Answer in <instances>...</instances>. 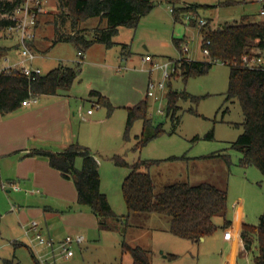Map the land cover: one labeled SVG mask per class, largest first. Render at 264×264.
<instances>
[{
    "label": "rangeland",
    "instance_id": "rangeland-1",
    "mask_svg": "<svg viewBox=\"0 0 264 264\" xmlns=\"http://www.w3.org/2000/svg\"><path fill=\"white\" fill-rule=\"evenodd\" d=\"M154 1L155 7L142 17L137 28H119L114 38L117 44L112 48L96 43L84 51L83 69L74 82L78 93L76 102L83 109L80 112L87 114L91 108L97 117L104 115L106 118L91 125L80 115L77 128H80L82 141H87L88 137L90 144L75 142L91 148L102 164L103 185L105 190L108 189L109 202L118 216L110 220L113 228L74 234L58 221L52 224L44 217L20 218L18 210L28 204L38 206L46 203L43 208L50 206L56 210H61L63 204L59 198L31 194V189L19 185L20 190H15L14 183L10 186V180L0 174V264L5 259H15L20 264H132V255L123 251L124 240L132 246L148 250L153 264H256L257 244L252 251H244L236 248L238 244L223 239V215L215 218L219 227L213 234L194 242L174 235L170 230L171 218L165 214L130 212L122 185L131 170L116 165L112 157L121 155L131 164L138 160H162L150 167L156 193L177 182L193 185L211 183L227 191L228 219L253 225L260 223L264 214V174L255 166L241 165L243 153L232 147L244 130L242 123L245 115L237 98H227L230 66L217 61L200 76L185 79L180 71L174 75L179 59L207 60L208 55L202 47L200 25L191 24L187 13L181 15V21H175L171 8L181 7L186 2L207 5L200 7L197 13L218 27L235 20L264 19L260 15L263 4L257 0ZM58 6L59 0H51L36 28L33 48L38 57L34 65L40 66L44 74L61 64L74 65L82 59L73 42L54 41ZM99 23L100 18H92L85 23V33L89 38ZM174 39L181 40L180 46ZM15 41L7 35H0V46H10ZM124 44L128 46L124 47ZM186 45L188 52L183 49ZM18 52L12 48L8 56L12 60L19 59ZM147 54L153 56L154 63L170 62V77L165 80V88L157 87L153 96L148 95L149 82L162 81L164 70L146 61ZM89 59L94 63L88 64ZM93 89L100 90L111 101L112 112L92 98L96 96L91 97ZM170 90L187 91L193 96L178 102L180 121L168 115L167 94ZM144 99H147L148 117L156 126L161 124L164 131L137 148V135L143 132V120L134 122L127 139V108ZM89 129H92V137L89 136ZM172 157L175 158L170 159ZM76 162V166L81 168L82 157ZM34 220L39 222L43 237L53 240V246L38 241L37 233L30 230V223ZM53 232L56 234L53 235ZM69 233L74 236L82 234L86 240L80 246L77 243L71 245L74 251L71 257H67L60 246V241ZM168 254H176L177 257L171 259Z\"/></svg>",
    "mask_w": 264,
    "mask_h": 264
},
{
    "label": "trees",
    "instance_id": "trees-1",
    "mask_svg": "<svg viewBox=\"0 0 264 264\" xmlns=\"http://www.w3.org/2000/svg\"><path fill=\"white\" fill-rule=\"evenodd\" d=\"M24 2L25 0H0V31L13 23L8 16ZM155 5L154 0H59L54 41L73 42L79 52L88 50L96 43L112 48L117 44L114 38L119 33V28L122 26L137 28L142 17L150 13ZM204 6L207 5L191 3L174 7V19L181 21L182 14L190 10L198 12V9ZM92 18H100L101 23L94 27L93 35L89 38L84 25ZM104 20L106 22L102 25ZM190 22L193 25L198 23L193 19ZM199 28L203 35L202 47L203 49L208 47L210 51L208 59L181 58L176 62L174 75H178L180 71V75L185 79L200 76L207 73L217 61L230 66L227 98H237L245 115L242 123L244 130L232 143V147L243 153L241 165L255 166L264 174V69L249 68L242 63L245 53L264 48V20L242 19L214 27L208 19V22ZM208 39L211 41L209 45L206 44ZM174 41L180 46V39ZM127 46L124 44V47ZM8 50L9 47L0 46V53ZM82 69L83 60H80L74 65L61 64L35 80H30L19 70L1 74L0 112L6 115L22 107L26 99L54 95L60 90L70 89ZM90 95L98 97V101L112 112L113 104L100 91L93 89ZM192 97L187 91L170 90L167 94L168 115L180 121L181 118L177 115L178 102ZM127 110L125 130L127 139L130 138L134 122L138 119L143 120V132L137 135V148L164 131L161 124L156 126L148 117L147 99L128 106ZM236 125L239 126L238 123ZM28 154L48 157L53 168L75 182L78 203L91 209L99 219L100 228H113L110 220L118 216L108 196L101 189L99 160L89 147L73 142L62 151L55 152L50 148L40 147L32 149ZM224 156L230 162L228 156L226 154ZM79 157L83 159L81 168L76 166ZM112 160L116 165L126 166L131 170L122 185L124 199L130 212L165 214L171 218L170 230L174 235L194 242L201 241L202 237L205 238L218 229L215 221L218 215L225 216L223 229L232 226V220L226 217L229 206L226 190L211 183L193 185L189 182H177L156 193L150 167L162 160H138L131 164L118 154L114 155ZM241 237L248 251H252L254 244H257L258 253L254 256V261L256 264H264V214L257 225L243 223ZM122 248L124 252L132 255V264H153L149 251L145 248L132 246L125 240ZM168 257L174 259L177 255L168 254ZM3 264L20 263L15 259H5Z\"/></svg>",
    "mask_w": 264,
    "mask_h": 264
},
{
    "label": "crops",
    "instance_id": "crops-1",
    "mask_svg": "<svg viewBox=\"0 0 264 264\" xmlns=\"http://www.w3.org/2000/svg\"><path fill=\"white\" fill-rule=\"evenodd\" d=\"M186 4L191 3L186 2L183 5ZM34 45L35 42H33ZM4 46L9 47L8 51L16 48L15 43L10 46ZM87 63H94V60L89 59ZM75 84L73 83L70 89L60 90L54 95H40L36 102L23 105L12 113L3 115L0 112L1 177L10 180V186L11 183H14L31 189V194L41 193L48 197L59 198L63 204L61 205V210H56L50 206L43 208L46 203H41L38 206L28 204L26 207L22 206L18 210L19 217L26 220L31 216L35 218L44 217L53 222L52 224L58 221L63 223V227L66 230L74 232V234L79 231L96 232L101 230L98 217L89 207L78 203V192L74 181L65 178L59 170L53 168L48 157L42 155L31 156L28 153L32 149L40 147L50 148L55 152L62 151L76 140L82 142L84 145L90 144L88 137L87 141H82L80 128H77V120L78 117L80 118V111H83V109L80 107L81 104L76 102L78 93ZM92 98H95L96 101L98 100V97ZM81 119L83 118L81 117ZM105 119L104 115L97 117L96 112L93 110V113L85 114V119L83 120H88L91 125H94L93 123ZM89 136H93L92 129H89ZM99 164L101 189L106 193L110 201L108 189L105 190L103 185L102 164L100 161ZM20 188L15 190L19 191ZM232 222V226L228 228H232L234 231L233 239L226 240L224 234H222L223 239L234 245L238 244L237 249L241 248L244 251H248L245 249L244 241L241 237V226L244 222L238 223L233 220ZM55 234L56 232H53V235ZM69 235H72V233H69L67 236ZM85 242L86 240L80 243L79 246Z\"/></svg>",
    "mask_w": 264,
    "mask_h": 264
},
{
    "label": "built area",
    "instance_id": "built-area-1",
    "mask_svg": "<svg viewBox=\"0 0 264 264\" xmlns=\"http://www.w3.org/2000/svg\"><path fill=\"white\" fill-rule=\"evenodd\" d=\"M263 4V7L260 11V15L264 16V0H257ZM51 0H25V2L19 5L14 12L8 16L13 20V23L7 26L5 29L0 31V35H7L10 38L15 39L16 49L19 51V59L12 60L8 56V52L0 53V75L8 74L15 71H21L25 74L30 80H35L40 75H43L44 72L42 68L38 65H34V61L37 59L38 54L34 51L32 42H34L36 36V28L38 27V22L40 16L47 12V6L50 5ZM174 8H171L173 12ZM188 18L190 20H196L199 25H204L208 22L206 18H202L198 15L196 11L190 10L187 12ZM211 41L208 39L206 44L209 45ZM185 52L189 51L188 46L184 48ZM204 53L209 55V48L206 47ZM84 59V52H79ZM146 61H150L154 66L164 70L163 80L156 83L153 81L149 82L148 95L153 96L155 94V89L158 87L160 89L165 88V80L170 77L168 67L170 62L165 63H154L153 56L147 54L144 58ZM242 63L244 66L249 68H258L264 69V48L263 49H254L250 53H245L242 57ZM37 98H30L23 101V105H29L32 102H36ZM87 113H93V109H89ZM81 117L85 119V114L81 112ZM14 188L19 189L17 184H14ZM30 230H33L37 233L36 238L41 244H48L53 246L54 242L52 239H46L40 232V226L38 221H33L30 223ZM234 237V231L232 228H227L224 231V238L226 240H231ZM85 241L84 235L72 236L69 235L60 241V246L63 248L67 257L74 255V251L71 249L73 243H83Z\"/></svg>",
    "mask_w": 264,
    "mask_h": 264
},
{
    "label": "water",
    "instance_id": "water-1",
    "mask_svg": "<svg viewBox=\"0 0 264 264\" xmlns=\"http://www.w3.org/2000/svg\"><path fill=\"white\" fill-rule=\"evenodd\" d=\"M201 239L204 240V237H202Z\"/></svg>",
    "mask_w": 264,
    "mask_h": 264
}]
</instances>
